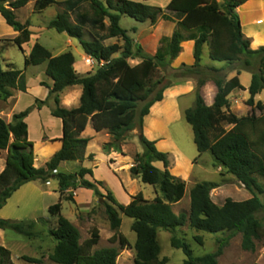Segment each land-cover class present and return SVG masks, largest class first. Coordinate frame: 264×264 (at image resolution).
Here are the masks:
<instances>
[{
	"label": "trees",
	"instance_id": "trees-1",
	"mask_svg": "<svg viewBox=\"0 0 264 264\" xmlns=\"http://www.w3.org/2000/svg\"><path fill=\"white\" fill-rule=\"evenodd\" d=\"M150 0L134 2L131 0H0V14L6 24L17 33L13 39L0 38V100L7 101L15 91L27 92V78L24 70H17L12 65L4 69L1 54L4 48L13 43L24 52L23 45L31 40L30 23H21L15 13L34 2V9L43 12L51 6H62L49 23L48 29L65 33L76 39L83 52L93 59L98 68L94 73L79 75L75 68L72 52L58 56L35 43L29 55H25V70L30 66L46 65L45 74L53 81L49 86L45 100H35V106L12 115L11 122L0 117V151H7L4 169L0 172V210L7 201L25 184L38 180L46 181L55 177L61 195L78 186L92 190L95 196L105 197L99 189L103 183L90 181L92 169L80 168L74 173L60 172L59 166L66 161L83 162L90 138L82 134L91 123L97 133L108 131L112 142L104 145L105 152L121 153V145L130 132L141 130L139 143L143 152L134 158L130 173L143 183L156 188L157 196L148 201L142 193L136 194L128 205L119 203L113 193L108 191L105 212L110 227L115 233L111 243L119 241L120 249L129 246L125 236L119 233L122 225L121 215L133 220L131 230L136 234L134 250L135 264H167L168 258H160L161 248L158 242L160 230L172 234L171 246L185 254L183 264H218L223 254V246L236 235H242V247L254 251L256 241L263 242L264 224L257 218L264 211V204L259 194L264 193L260 180H264V104L255 103V97L264 91V47L251 49V41L242 31V24L236 9L249 0H171L163 9L149 5ZM160 14L181 23L182 28L194 30L204 28L195 39L193 47L194 64L187 67L190 73H201L205 45L209 48L211 60L231 65L243 61L242 71L251 74L249 99L247 105L253 112L238 117L230 111L229 96L236 90H245L237 75L228 81H216L217 94L213 105L207 106L196 92L195 103L184 112L187 123L192 127L194 143L199 156L210 152L217 165L235 176L252 197L245 201L225 200L217 205L211 198L213 187L207 182L195 184L190 191V208L186 212L175 214L172 205L180 203L186 194V182L171 174L169 154L161 152L155 141H150L142 132L143 120L150 114V109L164 99L166 89L172 87L166 77L160 76L159 69L167 68L182 51L179 34L175 33L170 44V58L163 59L147 55L143 47L136 43L129 31L122 28V16H128L138 23H153ZM72 16L74 20L72 21ZM137 32V27L132 28ZM91 38H87V36ZM111 39H120L119 44H106ZM119 54V57H115ZM258 58V62L254 59ZM139 59L136 65L129 60ZM186 67V66H184ZM256 67V68H255ZM255 68V69H254ZM219 72L217 68H207ZM205 81H199L201 88ZM81 86L82 95L78 107H62L61 94L68 88ZM48 101L54 107L51 115L62 121L61 148L51 157L44 168L35 167L34 143L29 139L27 117L36 108L41 110ZM155 107L152 108V111ZM259 112L257 114L256 112ZM90 160L93 155L88 157ZM161 162L164 170L154 165ZM160 194V195H159ZM63 197V196H62ZM67 200L73 201L70 195ZM62 203L51 205L49 213L58 217L57 227L49 230V235L58 243L50 260L55 264H117L120 249L116 247L94 250L99 242L97 232L80 242L79 229L62 216ZM189 221L191 229L216 235L227 231L229 235L221 240L220 247L214 253L196 257L185 240L178 238L175 231L186 226ZM38 222L47 225V221H19L0 217V230L13 231L26 238H36ZM195 241L202 245L201 237ZM32 264H41L40 259L24 257ZM0 264H13L11 252L0 245Z\"/></svg>",
	"mask_w": 264,
	"mask_h": 264
},
{
	"label": "rangeland",
	"instance_id": "rangeland-1",
	"mask_svg": "<svg viewBox=\"0 0 264 264\" xmlns=\"http://www.w3.org/2000/svg\"><path fill=\"white\" fill-rule=\"evenodd\" d=\"M102 1L106 2V0ZM131 1L142 2V0ZM170 1L171 0H150L147 3L151 6L164 9ZM219 2L221 6H223L222 1L219 0ZM63 9L62 6H51L43 12H37L34 9V2H30L25 7L15 11L21 23L25 24L27 21L30 23L29 30L32 35L30 42L25 44V48H31L32 45L38 41L50 51L59 49L56 53L59 51H64L63 53L73 52L77 57V52L83 53V49L76 39L74 40L76 45L70 46L67 35L65 36L55 30L48 29V23L59 12H62ZM246 18L247 16L244 18V21L247 20ZM73 20L74 17L72 16V21ZM3 22L0 19V38L10 39L9 37L12 35L7 32L6 26L9 28L11 27L6 24L5 20ZM120 25L122 28L129 31L131 37L136 43L143 47L147 55L157 56L163 59L170 58L172 37L175 33L179 34L182 51L167 68L159 69V74L160 76L166 77L167 81L171 82L173 86H183V91L180 93V96L176 95L174 97L175 99H172L167 93V101L165 100L166 102L162 104L156 103L153 106L155 108L152 111V116H146L148 118H144L142 127V132L145 134V121L149 137L150 135L157 136L160 134L161 137L154 141L158 144L164 143L162 146L168 149L170 159L169 170L171 174L186 182L187 194L179 204L172 207L173 212L175 214L186 212L190 215L191 208L188 190L195 184L201 182H207L213 187L211 198L220 206L223 205L228 198L235 201H245L251 198L252 194L237 181L235 176L227 173L226 169L217 165L210 152H205L199 156L197 147L194 143L192 127L187 123L184 117L185 110L192 107L195 103L197 90H199L206 104L212 99L213 94H215L216 97V81L222 79L226 82L232 78L231 76L238 74L239 71L242 72L244 69L243 61L231 65L213 61L209 57L208 48L205 47L202 58L203 70L199 74L190 73L187 67L194 64V58L193 48H190L189 44L195 42V39L199 37L195 32H190L182 28L180 22L170 19L166 14H160L153 23H138L128 16H122ZM261 25H258L259 27L257 28H261ZM133 27H137V32H132ZM87 38L89 39L91 37L88 35ZM115 43L120 46L123 44L120 39L106 41L107 45ZM261 43H264V33L254 37L253 45L251 39V49L257 50L259 47H253ZM115 57H119V54H116ZM1 59L3 68L6 70L10 65L17 70H24L27 78V86L29 83V88H27V91L29 89L28 93L26 92L24 95H19L17 100L8 99L6 102L0 100V117L6 122H11L13 111L16 113L22 112L29 107L35 106L36 99L42 101L46 99L48 89L42 87L41 83L45 82L43 78L47 80L48 77L46 75V77L43 76L45 64L30 66L25 70V54L13 43L8 44L4 48ZM254 61L258 62V58H255ZM86 62L90 64V61L86 60ZM139 62V59L129 60L131 65H136ZM215 66H221L217 68L220 70L219 72L208 71L207 68H216ZM97 68L98 64L94 62L89 72L94 73ZM83 73L84 74L81 76L85 75V72ZM201 80L205 81V84L200 88L198 85ZM15 92L13 97L17 94ZM69 93L65 94V101L70 99L71 95L75 94V92ZM248 99L249 95L244 92L240 90L234 91L229 96L230 111L238 117L251 114L253 109L247 105ZM60 100L62 102V99ZM260 100L264 102V93ZM79 103L80 99H75V101L67 103V109L76 107ZM53 107V102L48 101L41 110L34 108L27 119L29 125V139L34 143L33 150L36 168H44L46 163L58 151L59 139L50 140V137H59L62 134V127L59 129L55 121L61 120L51 115ZM152 108L150 109V113ZM256 113L259 114L258 111ZM140 132L141 130L139 128L130 132L126 141L121 145L122 152L118 153L122 156L128 155L131 161H127L126 158L121 159L117 157V161H111V164H106V166L104 165L100 168L98 175L102 177V181L106 182L107 185L99 181L103 183L102 186H99V189L105 197L99 198L95 196L92 190L80 186L69 189L64 195H61L58 181L55 177H50L46 181L38 180L32 182V185L29 186L30 188L27 187L21 190L7 201L4 208L0 210L1 218L19 221L37 222L40 219L47 221V225L38 222L36 230L39 235L33 239L26 238L13 231L0 230V245L11 252L13 264H32L27 262L24 257L40 259L41 264H55L50 260V257L55 253L58 243L49 235V230L57 227L58 217L51 215L48 208L59 201L62 203V216L67 218L79 229L81 243L89 239L92 232H97L99 235V242L94 247V250L108 247L120 249L119 241L115 243L110 242V238L115 231L110 227L105 212L104 204L105 202H110L109 199L106 198L108 191L113 193L119 203L126 205H128L132 198L138 193H142L144 198L148 201H153L157 196L155 187L143 183L139 178H134L130 173V168L134 165L135 156L143 152V147L139 143ZM90 142L93 144V147H91L89 151H97L101 148L104 153L114 152H105L103 149L105 144L112 142V136L106 130L101 133V135L96 136L92 141L90 140ZM6 154L7 151H0V165L4 163ZM92 161H94V155L91 159V163L95 165V162ZM158 166L161 170H164L161 162H158ZM79 168L77 163L68 161L61 165L59 171L74 173ZM90 177V175H87L85 178L91 181ZM260 183L264 187V180H260ZM70 195L73 197V201L67 200V197ZM258 196L264 204V193ZM121 218L122 225L118 231L127 238L129 246L125 249H120L117 264H135L136 252L134 250V245L136 242V234L131 230L133 220L123 215H121ZM257 218L264 224V211H260L257 214ZM175 235L185 240L193 251L194 256L200 257L216 252L220 247L221 240L226 238L229 233L223 231L214 235L206 232H197L191 229L188 221L186 226L176 229ZM171 236L172 234L168 231H159L158 242L161 248L160 258H168L169 261L167 264H183L186 259L185 254L182 250L171 246ZM195 237L202 238V245H199L195 241ZM218 264H264L263 242L256 241L255 250L246 251L242 247V235L236 234L230 239L227 245L223 246V254L218 258Z\"/></svg>",
	"mask_w": 264,
	"mask_h": 264
},
{
	"label": "crops",
	"instance_id": "crops-1",
	"mask_svg": "<svg viewBox=\"0 0 264 264\" xmlns=\"http://www.w3.org/2000/svg\"><path fill=\"white\" fill-rule=\"evenodd\" d=\"M236 13L238 14L239 18H240V21H241V24H242V31L244 33V35L250 39H252V45H253V41H254V37H256L257 35L261 34V33H264V0H249L248 2H246L244 5L240 6L239 8L236 9ZM252 14V16H251ZM165 15V14H164ZM247 16V20L244 21V18ZM261 18V19H259ZM0 19L1 21L3 22L4 19L2 18V16L0 15ZM172 19V18H170ZM4 23V22H3ZM263 24V25H261ZM258 25H261V28H257L259 27ZM6 29H7V32L8 33H11V37H9L10 39H13L16 37L17 33L14 32L13 29L9 28L6 26ZM190 32H195L198 36L200 35V33L202 32H206V30H204V28H197V29H194V30H189ZM63 35L66 36L65 33H63ZM69 38V41L68 43L70 44V46H73V45H76V43L74 42L75 39H72L70 37ZM35 43H39L38 41H36ZM34 43V44H35ZM34 44L32 45V47L34 46ZM190 48H193L194 47V42H191L189 44ZM31 48H25V44L23 45V50H24V54L25 55H29L30 51H31ZM207 47L208 48V45H205L204 48ZM253 47V46H252ZM258 47H264V43H261V44H258L257 46L253 47V48H258ZM59 50V49H54V51H50L52 53L53 56H58L60 54H62L64 51H59L58 53H56V51ZM209 50V48H208ZM203 52H204V49H203ZM73 53V52H72ZM78 54V57L76 55H74V58H75V64H74V68L76 70V72L79 74V75H83L85 72V75L88 74V72L91 70V66L93 65V63L95 62L93 59H91L90 57H88L84 52H77ZM204 54V53H203ZM86 60L90 61L88 64L86 62ZM220 63V62H219ZM223 64V63H222ZM221 64V66H222ZM210 66V65H209ZM221 66H215L216 68L218 67H221ZM46 68V66H45ZM45 70V69H44ZM90 73V72H89ZM45 71L43 73V76H45ZM237 74H235L234 76H236ZM234 76H231V77H234ZM238 78H239V81L241 83V85L245 88V90H240L241 92H244L245 94L249 95V86H250V83H251V74L249 72H246V71H242L239 75H237ZM231 79V78H230ZM43 80L49 85V86H52L53 85V81L50 79V78H43ZM28 88H29V83H28ZM183 86L181 85H175L171 88H168L166 89L165 93H164V99L163 101L157 103V104H162V103H165L167 100V93L172 97V99H175L174 97L176 95H181L180 93L183 91ZM236 90H239V89H236ZM234 90V91H236ZM29 91V89H28ZM27 91V93H28ZM48 91V90H47ZM218 91V89L216 88V91L215 93ZM233 91V92H234ZM70 92V93H69ZM72 92H75L74 95H71L70 96V99H67L65 101L64 97H65V94L69 93L71 94ZM232 92V93H233ZM15 93H17L15 95V97H11L10 99H18V96L19 95H24L26 93H23V92H19V91H16ZM264 93V91H262L260 94H258L256 97H255V101L256 103L257 102H262L260 100L262 94ZM81 95H82V88L81 86H74V87H71V88H68L66 89L62 94H61V99H62V102H61V105L62 107H66L68 108V104L69 102H72V101H75V99H80L81 98ZM250 96V95H249ZM47 98V97H46ZM9 99V100H10ZM214 99H215V94H213L212 96V99L209 100L206 104L208 106H211L213 105L214 103ZM166 100V101H165ZM264 104V102H262ZM80 104V103H79ZM79 106V105H78ZM76 106V107H78ZM72 108H75V107H72ZM14 109V108H13ZM36 110V109H35ZM16 112L13 111V114H15ZM148 116H152V114L150 113ZM148 118V117H146ZM28 119V117H27ZM27 119H26V122H27ZM58 119V118H57ZM60 120V119H59ZM59 126V129L62 127V121H58V120H55ZM28 124V123H27ZM29 127V125H28ZM62 130V128H61ZM144 130L146 131L145 132V136L148 137V139L150 141H154V140H158L160 136V134H158L157 136H151L149 137V134L147 133V125L144 121ZM104 132V131H103ZM103 132H99L97 133L96 131H94V129L92 128V125L91 123H89L87 126H86V129L85 131L83 132L82 136L83 137H90L91 138V141L98 135H101V133ZM61 133V132H60ZM163 133V132H162ZM62 137V134L59 136V137H50V140H55V139H60ZM58 150L61 148L62 144L59 142L58 143ZM162 144H158L156 143V147L159 151L161 152H165V153H169L168 149H165L162 145ZM161 146V147H159ZM93 147V144H91V142L89 143L88 147H87V151H86V159L83 161V162H79V161H75V163H77L79 165L80 168H88V169H92L93 171V177L91 179V181H102V177H99V172H100V168H102V166H106V164H111V161H115L116 159L118 160L117 157H120L121 159H124L126 158L127 161H131V158L128 156V155H120L118 154L117 152H110V153H104L102 151L101 148H99L97 151H89L90 148ZM94 155V161L92 162H95V165H93L91 163V160L88 158L89 155ZM119 158V159H120ZM116 160V161H117ZM68 162V161H66ZM66 162H62L59 166V168L61 167V165H63V163H66ZM99 165V166H98ZM154 165L156 167H158L160 169V167L158 166V162L157 163H154ZM4 166H5V161L4 163H2L0 165V172L4 169ZM79 168V169H80ZM164 168V166H163ZM79 169H77L76 171H78ZM59 171V169H58ZM103 182V181H102ZM32 182L30 183H27L25 184L24 186H22L15 194H17L18 192H20L21 190L23 189H26L27 187L30 188L29 186L32 185L31 184ZM105 185H107L106 182H103ZM186 190H187V187H186ZM190 191L191 189L188 190V194L190 196ZM14 194V195H15ZM186 194H187V191H186ZM185 194V195H186ZM129 198V197H128ZM189 202H190V197H189ZM129 203V202H128ZM179 204V203H178ZM123 205H126V204H123ZM174 205H172L173 207ZM1 212V211H0ZM0 217H1V214H0Z\"/></svg>",
	"mask_w": 264,
	"mask_h": 264
}]
</instances>
